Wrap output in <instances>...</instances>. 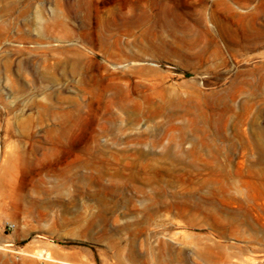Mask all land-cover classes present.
I'll list each match as a JSON object with an SVG mask.
<instances>
[{
	"label": "rangeland",
	"instance_id": "rangeland-1",
	"mask_svg": "<svg viewBox=\"0 0 264 264\" xmlns=\"http://www.w3.org/2000/svg\"><path fill=\"white\" fill-rule=\"evenodd\" d=\"M132 6L140 23L115 19ZM262 6L0 0V264H264ZM182 37L189 57L166 54ZM116 38L151 48L128 58ZM121 71L140 112L110 104ZM161 89L174 104L148 117ZM88 157L92 182L49 165Z\"/></svg>",
	"mask_w": 264,
	"mask_h": 264
},
{
	"label": "bare ground",
	"instance_id": "bare-ground-1",
	"mask_svg": "<svg viewBox=\"0 0 264 264\" xmlns=\"http://www.w3.org/2000/svg\"><path fill=\"white\" fill-rule=\"evenodd\" d=\"M229 7V6H228ZM119 11V10H118ZM117 12V11H116ZM68 13V12H67ZM261 13H264V6L258 8L254 13H253V18L257 19L259 17V15ZM146 13L139 9L137 6H132L129 10V14L126 13H120L118 15L115 16V19L118 17L120 19L121 23H126L128 25H131L133 23H140L141 20H143L146 17ZM109 17V16H108ZM154 24V23H153ZM115 25V24H114ZM127 25V26H128ZM155 26V25H154ZM156 27V26H155ZM249 27L251 28L252 31L258 33V32H262L264 31V22L259 23L258 25H256L254 22H251L249 24ZM116 31V30H115ZM208 31V30H207ZM83 32V31H82ZM127 34L131 35L132 31L131 30H127L126 31ZM195 34V33H194ZM249 34V33H248ZM141 35V34H140ZM116 36V35H115ZM197 36V35H196ZM104 37V36H103ZM194 38V37H193ZM161 39V38H160ZM181 41L183 42L182 44H179L177 46H170L167 44H163L164 50L166 54H174L177 55L178 57H180L181 59H186L189 57V53L187 51V45L185 43H187L185 41V38H180ZM124 40V39H123ZM122 41V40H121ZM162 41V40H161ZM131 41L129 40H124L122 43L119 41L118 38L115 39V44L117 45V49L118 52L120 53V55H125L126 57H130V58H135L138 55H140L141 53L147 52L150 48L151 45H141L139 47V49L137 51H133L130 49L129 45H130ZM194 45V44H193ZM84 54V53H82ZM82 56V55H81ZM116 56V55H115ZM117 62V61H116ZM120 64V63H119ZM102 65V64H101ZM118 67V66H117ZM122 68V67H121ZM104 69V68H103ZM154 68H150V67H139L137 70H135V73H138L140 75H143L144 72H150V71H154ZM114 71V70H113ZM133 71H131L130 73H132ZM134 73V74H135ZM137 74V75H138ZM151 74V73H150ZM114 75V74H113ZM136 75V74H135ZM136 75V76H137ZM128 76L127 73H123L121 71L120 74L114 75L111 77V79H120V78H126ZM162 77V76H160ZM95 80V78H93ZM100 80V79H99ZM105 80V78H104ZM98 81V80H97ZM103 81V80H102ZM109 81V80H108ZM106 82V81H105ZM146 84V83H145ZM98 85V84H97ZM137 85L139 86H145L144 84H141L140 82L137 83ZM107 86V85H106ZM105 86V87H106ZM110 86L113 89V96L111 97L110 100V104H114L120 108L126 109V110H135L137 109L138 111L141 109V106L139 104H137L133 99L129 98V96L127 95L128 92V88H125L121 82L118 81H112L110 83ZM129 86V85H128ZM164 93L166 92V89H161ZM146 92V91H145ZM152 92V91H151ZM111 93V92H110ZM134 93V92H133ZM141 93V92H140ZM112 95V94H111ZM146 95V94H145ZM151 95V94H150ZM157 96V95H156ZM100 97V96H99ZM139 99V98H138ZM102 100V99H101ZM104 100V99H103ZM136 100V99H135ZM141 100V99H140ZM203 100V99H202ZM175 101V98L167 93V94H163L161 97H159V99H155L152 97H148L147 98V116L148 117H153L155 115V113L157 111H161L162 109H166V108H171L172 104H174L173 102ZM178 101H185V99H178ZM197 101V100H196ZM195 101V102H196ZM103 102V101H102ZM144 103V102H143ZM106 104V103H105ZM197 104V103H196ZM210 105V104H209ZM93 106V105H91ZM98 106V105H97ZM112 106V105H110ZM94 107V106H93ZM99 107V106H98ZM115 108V107H114ZM136 110V111H137ZM173 111V110H172ZM140 112V111H139ZM143 112V111H142ZM168 112V111H167ZM113 113V112H112ZM129 113V112H128ZM218 113V112H217ZM208 114V113H207ZM143 115V114H142ZM220 115V114H218ZM201 116V115H200ZM118 117V116H117ZM216 117V116H215ZM127 121H130L131 124H135L137 122V115H134L133 117L130 116V118L128 117L126 119ZM103 123L108 124L110 127L111 122L115 121L114 117H104L103 119ZM120 121V120H119ZM216 122V121H214ZM104 125V124H103ZM114 126V125H113ZM184 127V126H182ZM183 129V128H182ZM196 129V128H195ZM190 131V130H188ZM205 133V132H204ZM184 134V133H183ZM67 136V135H66ZM185 136V135H184ZM194 137V136H193ZM190 138V137H189ZM96 142V141H94ZM158 141H154L153 144H156ZM174 142V141H173ZM150 143V142H149ZM181 144V142H179L177 144V147H179ZM161 145V144H160ZM162 150L160 151V155L164 156V155H172V147L171 144L166 143L164 145L161 146ZM109 148V147H108ZM136 149V148H135ZM138 150V149H137ZM181 150V149H180ZM184 151V150H183ZM140 152V151H139ZM144 154H148V153H153V151L149 148L146 152H142ZM184 153V152H183ZM138 154V153H137ZM212 155V154H211ZM85 156V155H84ZM144 158V157H143ZM226 160V159H225ZM63 163L64 165H73L78 166V167H83L87 169V172L85 175H83V178L87 181V182H92L94 179L97 180V178H95L94 175V171L96 172V174H100L102 172V169L100 167H98L96 161L93 159V157H88L86 159H80V160H75V159H70V160H66V159H61V160H57L53 163H50V166H55L57 163ZM183 163V162H182ZM181 163V164H182ZM217 163V162H216ZM260 164V163H259ZM182 166V165H181ZM181 168V167H180ZM263 168V167H262ZM154 169V168H151ZM156 169V168H155ZM198 169V168H197ZM207 169V168H206ZM184 171V170H183ZM187 171V170H186ZM249 171V170H248ZM259 171V170H258ZM244 172V171H243ZM251 172V171H250ZM253 172V171H252ZM254 173V172H253ZM257 173V172H256ZM249 174V173H248ZM258 174V173H257ZM241 175V174H240ZM259 175V174H258ZM99 176V175H98ZM261 176V175H260ZM192 177V176H191ZM242 177V176H241ZM113 178V177H112ZM101 179V178H100ZM246 180V179H245ZM225 181V180H224ZM255 181V180H254ZM169 182V181H168ZM229 182V181H228ZM228 184V183H227ZM223 185V184H222ZM246 185V184H245ZM93 195V194H92ZM42 212V211H41ZM45 217V216H44ZM59 218V217H58Z\"/></svg>",
	"mask_w": 264,
	"mask_h": 264
},
{
	"label": "built area",
	"instance_id": "built-area-1",
	"mask_svg": "<svg viewBox=\"0 0 264 264\" xmlns=\"http://www.w3.org/2000/svg\"><path fill=\"white\" fill-rule=\"evenodd\" d=\"M6 225H7L8 227H10V226H11V224H9V223H7Z\"/></svg>",
	"mask_w": 264,
	"mask_h": 264
}]
</instances>
